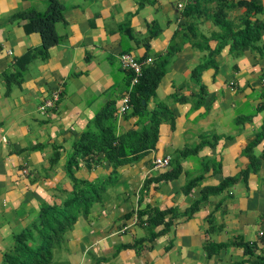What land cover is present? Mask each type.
I'll return each mask as SVG.
<instances>
[{"label": "crops", "instance_id": "obj_1", "mask_svg": "<svg viewBox=\"0 0 264 264\" xmlns=\"http://www.w3.org/2000/svg\"><path fill=\"white\" fill-rule=\"evenodd\" d=\"M59 1L61 39L43 56L39 32L14 15L45 12L48 1L0 0V262L42 205L72 191L65 164L98 112L114 109L118 133L141 126L130 110L117 115L131 76L119 55L131 53L144 64L165 61L147 109L163 103L172 120L159 125L153 148L118 166L115 181L107 160H81L77 178L112 179L50 264H250L237 242L264 252V0L203 2L189 19L183 12L195 0ZM245 3L261 35L235 53L232 36L224 45L214 37L212 19L223 5L237 30ZM56 89L58 101L39 112ZM155 156H170L169 166L155 168Z\"/></svg>", "mask_w": 264, "mask_h": 264}, {"label": "trees", "instance_id": "obj_2", "mask_svg": "<svg viewBox=\"0 0 264 264\" xmlns=\"http://www.w3.org/2000/svg\"><path fill=\"white\" fill-rule=\"evenodd\" d=\"M47 1L45 12H39L31 8L14 15V18L26 19L25 27L27 31L39 32L42 42L39 50L42 51L43 56L46 55L49 47L60 41L61 37L56 31L55 24L63 18V4L59 0ZM208 1L212 0H195L192 7H185L184 16L187 19L192 15L197 18V8L203 2ZM197 3L200 4L197 5ZM241 4L244 3L241 2ZM245 7L247 9L244 15L245 21L242 27L237 28V30H234L232 24L225 19L223 5H221L219 13H215L212 19L213 23L220 28L219 33L215 34L214 37H221V45H224L228 42L226 38L232 36L231 46L235 53H240L249 46H256L261 35V22L256 19H249V16L255 12L254 6L245 3ZM193 24H195L194 21ZM207 39L206 41H208ZM25 55V58L29 56L33 58L30 53ZM165 66L164 60L154 61L153 64H144L142 76L133 88L131 93L132 107L129 115H137L140 118L139 123L141 126L139 128H131L124 133H118L114 119V109L111 108L100 111L95 115L80 141L75 143L73 154L65 164V170L72 184V191L59 203L41 206L37 219L30 226L16 234L13 244L4 252L0 264H50L54 252L64 245L66 232L73 226L79 216L88 214L92 203L99 199L101 188L108 186L112 178L115 181L118 166L153 148L158 139L159 125L164 121L172 120L170 110L163 103L158 104L154 110L147 109V101L154 95L165 72ZM201 69V66L196 69V75L200 74ZM144 119H147V121L142 123ZM81 160L87 161L86 164L90 166L107 160L112 166V178L109 175L106 180L95 182L77 178L75 170L80 166ZM179 170L180 167L175 171L169 170L161 175L159 179L173 178ZM225 184H227V181L217 187L210 188V190L213 192L218 191ZM191 187L192 184H189L185 190L188 191ZM196 207V203L192 205L193 209ZM154 214L153 219H151L153 225L163 217L161 211H154ZM237 243L242 244L244 252L251 257L249 258L250 264H264V252L254 255L248 243Z\"/></svg>", "mask_w": 264, "mask_h": 264}, {"label": "built area", "instance_id": "obj_3", "mask_svg": "<svg viewBox=\"0 0 264 264\" xmlns=\"http://www.w3.org/2000/svg\"><path fill=\"white\" fill-rule=\"evenodd\" d=\"M119 61L123 68L131 71V76L129 78V85L127 90L124 92L117 115H122L128 112L131 107V93L134 86L138 83L140 77L142 76V68L146 61L138 60L131 53H121L119 55ZM60 96V89H56L52 92V95L47 98L42 104H40L37 109L41 113H45L48 108L53 107L58 101ZM153 166L155 168H163L169 165L170 156L159 157L155 156L153 158ZM23 173H27V168L22 169ZM260 235L263 234V231H260Z\"/></svg>", "mask_w": 264, "mask_h": 264}, {"label": "clouds", "instance_id": "obj_4", "mask_svg": "<svg viewBox=\"0 0 264 264\" xmlns=\"http://www.w3.org/2000/svg\"><path fill=\"white\" fill-rule=\"evenodd\" d=\"M131 110V109H130ZM169 164H170V162H169ZM169 166V165H168ZM168 166H166V167H168ZM134 221L136 222V221H138V216H137V214L135 213V216H134Z\"/></svg>", "mask_w": 264, "mask_h": 264}, {"label": "rangeland", "instance_id": "obj_5", "mask_svg": "<svg viewBox=\"0 0 264 264\" xmlns=\"http://www.w3.org/2000/svg\"><path fill=\"white\" fill-rule=\"evenodd\" d=\"M55 259V258H54Z\"/></svg>", "mask_w": 264, "mask_h": 264}, {"label": "water", "instance_id": "obj_6", "mask_svg": "<svg viewBox=\"0 0 264 264\" xmlns=\"http://www.w3.org/2000/svg\"><path fill=\"white\" fill-rule=\"evenodd\" d=\"M144 102V101H143Z\"/></svg>", "mask_w": 264, "mask_h": 264}]
</instances>
